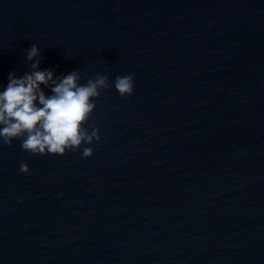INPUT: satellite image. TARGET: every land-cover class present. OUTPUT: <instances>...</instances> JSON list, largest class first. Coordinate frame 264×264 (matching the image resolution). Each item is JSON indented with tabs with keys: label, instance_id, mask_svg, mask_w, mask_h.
<instances>
[{
	"label": "water",
	"instance_id": "water-1",
	"mask_svg": "<svg viewBox=\"0 0 264 264\" xmlns=\"http://www.w3.org/2000/svg\"><path fill=\"white\" fill-rule=\"evenodd\" d=\"M33 44L110 87L98 141H0V264H264V0H0V91Z\"/></svg>",
	"mask_w": 264,
	"mask_h": 264
},
{
	"label": "clouds",
	"instance_id": "clouds-1",
	"mask_svg": "<svg viewBox=\"0 0 264 264\" xmlns=\"http://www.w3.org/2000/svg\"><path fill=\"white\" fill-rule=\"evenodd\" d=\"M27 59L34 61L31 71L17 78L9 73L6 89L0 91V141L11 146L14 139H22V150L33 155H64L67 150L76 151L83 144L100 139L99 129L91 132L85 125L96 108L95 99L102 89L110 87L106 75L97 74L80 84L77 70L59 77L52 70H40L38 47L33 44ZM41 85L51 90L46 95ZM115 89L121 97L132 95L133 76H117ZM83 156L90 157L93 150L83 148ZM20 171L28 173L26 163Z\"/></svg>",
	"mask_w": 264,
	"mask_h": 264
}]
</instances>
